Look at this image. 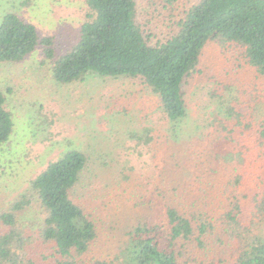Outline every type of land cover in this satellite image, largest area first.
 Returning a JSON list of instances; mask_svg holds the SVG:
<instances>
[{"label":"rangeland","instance_id":"obj_1","mask_svg":"<svg viewBox=\"0 0 264 264\" xmlns=\"http://www.w3.org/2000/svg\"><path fill=\"white\" fill-rule=\"evenodd\" d=\"M136 1L138 19L153 33L152 41L168 37L172 21L197 2ZM86 9V0H0V25L7 13H18L42 36L55 38L59 57L77 43ZM199 70L184 86L188 115L176 126L139 80L91 73L81 83L59 85L41 48L21 63L0 64V88L14 123L10 141L0 147V215L69 150L90 159L75 190L99 232L86 264L117 257L132 225L156 222L160 202L174 187L185 207L207 203L215 210L228 203L226 185L238 176L244 177L241 194L264 190V150L256 134L264 124V76L244 62L236 47L215 41L206 45ZM239 117L255 133L235 126ZM223 123L238 130L229 148L242 150L244 162L213 156L212 143L226 134ZM144 129L151 130L153 140L139 146L129 132ZM42 213L38 208L26 211L19 224L36 234ZM263 230L260 224L255 234Z\"/></svg>","mask_w":264,"mask_h":264},{"label":"trees","instance_id":"obj_2","mask_svg":"<svg viewBox=\"0 0 264 264\" xmlns=\"http://www.w3.org/2000/svg\"><path fill=\"white\" fill-rule=\"evenodd\" d=\"M86 6L87 21L77 43L59 57L54 37L42 36L18 13H7L0 25V64L21 63L41 48L59 85L81 83L91 73L139 80L158 97L163 114L176 126L187 118L184 86L200 73L208 42L236 47L244 62L264 76V0H197L181 17H174L169 36L157 41L139 21L136 0H86ZM221 125L226 134L212 143L213 156L244 162L242 150L229 148L238 130ZM234 125L255 133L241 117ZM13 128L7 94L0 88V147L10 141ZM150 133L144 129L129 136L139 146L149 145ZM256 134L264 150V124ZM89 161L79 150L67 151L0 215V264L87 263L99 232L95 217L75 198V190ZM243 179L238 176L227 183L228 203L217 207L219 216L207 203L185 207L176 199L178 187L172 188L159 204L156 222L133 224L117 257L93 264H264V230L255 234L260 224L264 226V190L241 194L238 186ZM37 208L44 217L36 234H29L18 217Z\"/></svg>","mask_w":264,"mask_h":264}]
</instances>
